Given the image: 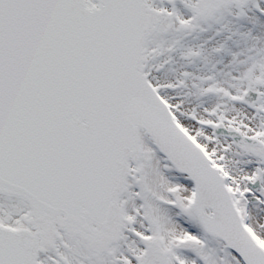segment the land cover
Returning <instances> with one entry per match:
<instances>
[{"label": "snow or ice", "instance_id": "6c2138e0", "mask_svg": "<svg viewBox=\"0 0 264 264\" xmlns=\"http://www.w3.org/2000/svg\"><path fill=\"white\" fill-rule=\"evenodd\" d=\"M0 264H264V0H0Z\"/></svg>", "mask_w": 264, "mask_h": 264}]
</instances>
